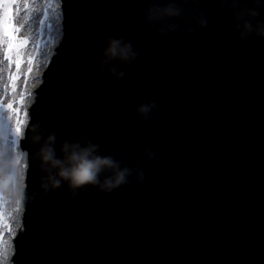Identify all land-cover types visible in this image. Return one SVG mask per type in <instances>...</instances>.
<instances>
[{
	"label": "clouds",
	"instance_id": "9594fccd",
	"mask_svg": "<svg viewBox=\"0 0 264 264\" xmlns=\"http://www.w3.org/2000/svg\"><path fill=\"white\" fill-rule=\"evenodd\" d=\"M198 0H165L163 4L153 3L145 12V23L158 24L159 32L166 34L174 32L179 27L178 23L185 13L181 4H197ZM213 3L231 12L233 30L241 40L253 36L264 39V20L260 19L264 10V0H213ZM196 23L199 27L208 26L207 18L201 13L197 16ZM192 31L191 28L188 29ZM139 59L131 41L123 36H106L104 47L99 59V72L113 83L122 80L127 74V66ZM155 100L142 102L136 106V114L143 121L151 119L156 108ZM66 133L57 142L59 131ZM21 139L27 138L33 146L32 158L39 177L40 191L47 195L49 192L65 189L72 198H76L87 188H94L98 192L110 194L128 184L133 175L138 182L144 179V171L137 164H130L118 159L114 154L102 152L100 144L83 135V129L76 126L71 118L63 115L57 117V128L49 130L41 122L34 121L26 124L20 135ZM145 154L149 160L155 158V152L146 146ZM28 155L27 152L24 153ZM10 161H5L7 166ZM249 253L240 256V262L247 258Z\"/></svg>",
	"mask_w": 264,
	"mask_h": 264
},
{
	"label": "snow or ice",
	"instance_id": "6c2138e0",
	"mask_svg": "<svg viewBox=\"0 0 264 264\" xmlns=\"http://www.w3.org/2000/svg\"><path fill=\"white\" fill-rule=\"evenodd\" d=\"M16 3H18V0H0V43L7 44L6 59L8 60L9 65L15 64L16 72L9 73V80L11 81V87L14 93L16 91L17 81L21 76V66L24 63V57L21 50L29 44L28 38H22L18 35L21 28L14 22L15 13L12 7V5ZM25 7H27V5H25ZM44 15L47 16V11H45ZM40 23L43 25V20H41ZM32 63L33 57L29 56L27 74H31L33 72V68L31 67ZM26 86L27 82L25 81V87ZM19 102L21 104L24 103V95L20 96ZM5 107L8 112L16 114L14 132L16 137H20L22 133L21 125L25 123L24 120L19 118L20 110L13 107V102H9L6 106L0 103V119L3 118V109H5ZM24 115L27 116L28 113L25 112ZM8 119L11 120L12 116H9ZM19 161L20 157L16 156L13 163L18 164ZM11 175H14V173H11ZM16 204L17 208L15 211H18L19 200L16 201ZM6 207L7 202L5 201L3 195L0 194V264H7L11 238H14L16 235V232L13 231L12 223L10 222L12 212L7 211ZM17 227H20V225L17 224ZM5 232L10 234L9 238H5Z\"/></svg>",
	"mask_w": 264,
	"mask_h": 264
}]
</instances>
